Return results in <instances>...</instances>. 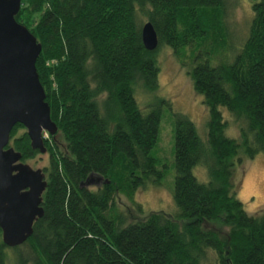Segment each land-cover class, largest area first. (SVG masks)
<instances>
[{"label":"trees","instance_id":"obj_1","mask_svg":"<svg viewBox=\"0 0 264 264\" xmlns=\"http://www.w3.org/2000/svg\"><path fill=\"white\" fill-rule=\"evenodd\" d=\"M20 1L14 19L41 47L35 71L63 148L55 136L43 139L42 217L18 247H5L0 235V264H264V208L243 210L234 176L244 160L264 153V0H253L236 50L224 0ZM141 18L156 33L155 50L165 46L180 62L189 51L186 75L207 122L201 140L186 117L173 116L176 212L124 223L116 195L132 202L136 190L163 179L151 155L160 106L144 113L135 100V85L157 89L155 50L142 46ZM228 122L238 126L236 139L225 135ZM8 147L21 163L39 154L18 124ZM196 166L206 183L193 176ZM89 177L101 181L80 187Z\"/></svg>","mask_w":264,"mask_h":264},{"label":"water","instance_id":"obj_2","mask_svg":"<svg viewBox=\"0 0 264 264\" xmlns=\"http://www.w3.org/2000/svg\"><path fill=\"white\" fill-rule=\"evenodd\" d=\"M20 0H0V235L5 247L22 245L32 233L33 223L42 217L44 173L20 162L19 153L8 147L9 133L21 125L30 148L45 154V135L54 137L56 127L35 71L41 47L35 38L15 21ZM146 51L157 47V36L149 22L140 29ZM89 177L80 187L100 183Z\"/></svg>","mask_w":264,"mask_h":264},{"label":"rangeland","instance_id":"obj_3","mask_svg":"<svg viewBox=\"0 0 264 264\" xmlns=\"http://www.w3.org/2000/svg\"><path fill=\"white\" fill-rule=\"evenodd\" d=\"M253 0H224V24L231 37L234 50L243 42L248 24L251 18V4ZM141 23L146 20L141 18ZM230 42V40H229ZM154 51V50H153ZM184 57L180 59L167 47L161 46L155 50L153 58L157 67V89L148 94L141 92L139 85H135V100L139 109L144 113L154 105L160 106V120L158 126V138L151 155L158 161L157 168L163 171V179L159 186L147 184L145 188L136 190L132 196V202L121 195H116L114 205L124 223L143 218L147 213H164L172 215L176 212L171 190L174 178L173 170V124L174 115L186 117L194 126L197 136L203 140L206 134L207 110L202 104L200 96L194 93L191 82L186 75V66L189 61L185 59L189 51H183ZM228 51L227 56L232 54ZM223 119L231 120L229 114L220 109ZM226 137L236 139L238 126L228 122ZM47 135H45V138ZM58 150H62L63 144L58 136H55ZM24 164L32 170H42L47 164V155L38 154L33 160ZM195 179L200 183L207 182L205 170L196 166L192 170ZM235 180L240 182L236 198L242 204L247 214H254L264 208V153L255 155L252 159H246L242 165L234 168ZM95 185L89 186L93 188ZM140 206V212L136 206ZM118 213V212H117ZM207 227L220 232L226 229L218 224ZM11 250V249H8ZM9 253V252H8ZM10 254V253H9ZM12 264V263H10Z\"/></svg>","mask_w":264,"mask_h":264}]
</instances>
